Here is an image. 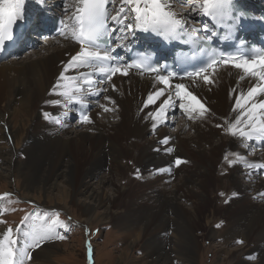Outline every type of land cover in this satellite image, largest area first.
<instances>
[{
	"label": "bare ground",
	"instance_id": "bare-ground-1",
	"mask_svg": "<svg viewBox=\"0 0 264 264\" xmlns=\"http://www.w3.org/2000/svg\"><path fill=\"white\" fill-rule=\"evenodd\" d=\"M61 1L51 0L49 7L43 5L41 8V5L29 4L28 7L34 9L33 16L18 21L19 25L27 26L28 31L13 29L15 48L12 54L29 45L23 39L26 32L32 41L35 37L31 32L49 36L50 40L43 44L45 48L18 63L16 60L9 64L0 62V183L3 189L9 193L13 189L18 191L10 181L14 178L21 182L20 189L26 194L20 190L18 195L22 199H34L46 209L51 204L67 207L68 213L82 216L80 220L87 228L93 222L106 224L108 219L117 223L122 232L132 233L134 230L120 219H134L138 235L145 237L151 251L161 253L160 257L154 258V263L148 264H171L180 258L181 263L195 264L196 255L203 249L200 236L196 235L199 228H206L202 237L207 235L212 240L220 236L227 241L236 235L248 238L244 254L261 249L264 244V167L250 169L242 163L230 167L225 160L223 168H219L225 153L239 154V145L245 143L256 148L264 145V141L246 142L231 136L226 132L225 124L226 119L233 121L238 115L233 108L240 93L246 94L258 81L251 77L240 80L243 72L230 65L208 70L204 75L210 82H205L203 76L171 80L173 85L185 84L186 90L208 109L202 118L191 119L194 122L192 133L185 137L171 136L172 133L166 131L167 118L153 130L157 122L148 114L157 111L160 101L172 91L165 89V96L160 101L144 107L149 94L165 88L155 76H143L133 71L127 76L117 74L109 83L100 85L107 91L86 97V109L71 104L64 107L63 98L52 95L51 90L80 46L60 35L51 37V19H61L60 13H65L64 20H67L74 11L71 7L75 0H63L69 5L70 13L60 7ZM171 3L181 17L182 13L177 11L172 0ZM191 11L183 14L195 20L185 19V22L201 28L205 23L203 16ZM35 15L39 16V25L30 21ZM110 22L117 29L114 36H121V25ZM130 37L135 34H127V39L122 42L126 44ZM74 75H77L76 71L65 73L68 77ZM258 99L264 100V97ZM56 100H61V105L51 103ZM101 105L110 111L105 112ZM81 111L87 112L93 121L91 124L80 123ZM46 113L53 120L58 117L61 123L46 119ZM218 124L223 127H217ZM165 138H169L168 143L162 144ZM169 148L171 152L167 151ZM20 154L25 156L24 160L18 159ZM177 158L185 162L176 166ZM228 159L234 160L236 156L229 155ZM247 161L264 164V154ZM130 164L134 165V170ZM105 168H108V177L96 182V187L93 183L91 186L95 172ZM8 169L10 173H7ZM129 171L133 173V182L115 186L113 177L119 183L121 174L125 176ZM258 173L263 178H254L249 183V178ZM58 180L67 187L58 186ZM105 185L114 186L112 196L104 191ZM128 185L130 190L123 209L114 208V203L123 201ZM81 197L83 199L79 200ZM206 208H211V211L207 210V216L203 214ZM217 213L224 217L219 233L208 224ZM135 244L136 238L131 245ZM59 248L55 244L39 247L34 250L32 264L55 263ZM233 251L226 252L227 258H232ZM220 252H224L223 249ZM239 264L247 262L242 260ZM259 264H263V260Z\"/></svg>",
	"mask_w": 264,
	"mask_h": 264
},
{
	"label": "snow or ice",
	"instance_id": "snow-or-ice-1",
	"mask_svg": "<svg viewBox=\"0 0 264 264\" xmlns=\"http://www.w3.org/2000/svg\"><path fill=\"white\" fill-rule=\"evenodd\" d=\"M45 2L46 0H0V52L4 51L7 42L14 41L13 29L17 22L33 16L34 9L28 5L43 6ZM115 2L116 0H76L72 5L74 8L72 14L67 20L61 19L59 22L58 34L80 46L77 54L65 65L51 90L52 95L63 98L64 107L71 104L86 109L87 96H98L101 92L107 91L100 85L109 83L117 74L127 76L130 70L135 69L141 75L156 73L155 79L165 86L149 94L144 107L160 101V98L165 96V89L172 90L160 101L157 111L148 114L157 122L153 125V130L158 124L165 122L167 111L176 107H179L188 119H195L197 116L202 118L208 109L193 93L186 90L185 84L171 83V80L175 79L173 73L160 74V69L153 66L151 58L145 55L138 56L132 62L124 61L119 55H112L117 48L128 47L122 42L127 39V34L134 35L137 31L152 32L165 40L180 39L195 46V52L190 59L199 60V64H193L192 67L196 70L187 72L186 77L180 76L181 80L203 76L205 82H210L204 75L209 69L215 71L220 65H230L243 72L239 77L240 80L251 77L258 81L247 90L246 94L240 93L233 108L238 115L233 121L226 119L225 124H227L226 132L233 137H239L242 141H264V100L258 99L264 97V49L249 48L245 51L243 42L235 52H218L211 47L212 37L217 35L215 31L217 26L226 27L228 34L225 35V39H232V29L242 22L244 14L242 12L237 14L235 0H188L194 12L211 21V25L204 23L201 28H194L191 31L186 29L185 20L173 9L171 0H120L121 6L113 15L109 12V5L114 6ZM68 7L66 2V13ZM109 20L121 25L119 31L123 35L113 37L112 33L117 29L109 27ZM129 20L132 22L125 23ZM113 40L117 42L112 43ZM81 69L85 71H80ZM70 70L76 71L77 75L65 76ZM97 77L101 78L97 79ZM112 87L115 88L114 85ZM105 99L110 100L108 97ZM51 103L59 106L62 101L56 100ZM101 107L105 112L110 111L103 105ZM45 118L57 124L61 123L58 117L53 120L47 113ZM92 122L87 112L82 111L80 123ZM217 127L223 125L218 124ZM168 139L165 138L161 143L167 144ZM167 151L171 152L172 149L169 148ZM229 155H235L236 159L229 160ZM224 159L230 167L236 163H242L250 169L264 167V164L248 162L237 153L226 154ZM184 162L177 158L175 164L179 166ZM11 195V193L0 195V201L9 200ZM0 223L6 221L0 220ZM60 228L67 230L68 225L60 219L59 212L36 210L26 214L15 228L9 226L0 233V264H28L32 259V252L43 243L52 239H65L57 231ZM236 242L243 243L242 240ZM249 258L255 259L254 256ZM89 264H91L90 245Z\"/></svg>",
	"mask_w": 264,
	"mask_h": 264
},
{
	"label": "rangeland",
	"instance_id": "rangeland-1",
	"mask_svg": "<svg viewBox=\"0 0 264 264\" xmlns=\"http://www.w3.org/2000/svg\"><path fill=\"white\" fill-rule=\"evenodd\" d=\"M49 1L46 0L44 6L49 7ZM57 1V0H55ZM71 1V0H70ZM76 1V0H75ZM174 6L177 8V11L181 14L182 19H187V21L191 22L194 19L186 18V15L183 13H187L189 10H192V5L188 3V0H172ZM65 2L62 0L60 3V7L65 8ZM120 6V0H116L115 5L113 6L111 4V10L110 13H114L117 11L118 6ZM43 6H40V8ZM70 8L67 9V13H70ZM73 7H71V10ZM194 11H191L192 13ZM196 13V12H194ZM60 16L62 19H64L65 13H60ZM33 24L36 23V25L40 24L39 16L35 15L30 20ZM43 22V19L41 20ZM28 32H26L23 39L25 40V44H29L26 46V48H23L19 51V53L11 54L7 58H5L3 61L7 62L9 64L10 62H14L15 60L18 62H21V60L25 59L27 56H30L33 54V52L39 51L43 47V44L47 42V40H50L49 36L47 35H41L37 32H31L33 35L34 40L30 37H27ZM121 35H123L121 33ZM52 37V36H51ZM55 38V37H54ZM33 44V45H32ZM38 44V45H37ZM42 44V45H41ZM1 61V63L3 62ZM15 61V62H16ZM221 66L220 68H222ZM212 74V73H211ZM179 101H177V104ZM75 121V120H74ZM73 121V122H74ZM167 121L168 124L165 126L166 131L169 133H172L171 136H181L185 137L186 135H190L192 133V127L194 126V122L191 119H188L187 115L182 113L179 109V107L174 108L173 110L169 111L167 114ZM72 125V123H71ZM71 127V126H70ZM178 130L176 131V129ZM170 135V134H169ZM245 143L239 145L240 148L239 154L243 156L246 160H251L257 156H260L261 154H264V145L263 147L256 148L250 147V146H244ZM225 153L221 159H220V165L219 168H223L225 164ZM23 154H20L18 156V159L24 160L25 156L23 158ZM219 158V157H218ZM129 163V162H128ZM131 169L134 170V165L130 164ZM11 168V164H10ZM12 169V168H11ZM108 168H105V170L95 172V178L90 182L91 186L93 183V186L96 182H99L103 177L105 179L108 177ZM10 173V170L8 169V172ZM98 176V178H97ZM122 176L121 181H116V177H113V182L115 186H120L124 184H129L133 182V173L129 171L127 175ZM254 178H259L261 180L263 177L260 173L256 174L255 176L249 178V183H252ZM248 180V179H247ZM11 183L13 187H16L18 191L13 189L10 191L12 194L9 200L0 201V220L6 221V223H0V233H2L4 230H6L9 226L15 228L17 225L20 224L21 219L28 213H32L36 210H44V211H56L60 213V219L64 221L68 228L65 230L64 228H60L57 231L60 235H63L65 239H52L49 240L41 245V247L45 245L55 244L59 245L60 252L58 257L55 258V263L51 262V264H89V245L91 247V264H144V262L148 263H154V258L160 257L161 253L152 250L150 246L146 244L145 237L143 235H138V228L134 225V219L128 217V219H120L121 223L129 225L130 229H133L134 232H122L117 223L110 222L108 219V223H100L99 222H93L90 226V228H87L83 225V221L80 219L82 216L75 217L72 212H67L69 208L63 206H45L40 207L42 203H39L31 198L28 199H22L18 193L20 192V181H15L14 178H11ZM9 181V182H10ZM59 181V183H58ZM57 185L67 187L66 184H62V180H58ZM61 183V184H60ZM96 187V186H94ZM112 188L114 189V186H104V191L109 196L113 194ZM7 189H3V184L0 183V195L4 193H9L6 191ZM130 190L129 185L127 186V191L124 194V199L122 202L117 201L114 203L116 205L114 208H120L123 209V204L125 201H127L128 191ZM23 192V190H21ZM112 191V192H111ZM112 193V194H111ZM23 194L26 196V194L23 192ZM79 200H82L83 198H78ZM183 203V200H182ZM101 208L99 209V211ZM207 210L211 211V208L204 209L203 214L207 216L209 212ZM76 212V211H75ZM101 212V211H100ZM78 213V212H77ZM212 223H208L209 226L215 228L216 233H219L221 228L220 226L217 227V225H220V222L224 221V217L220 215L219 213L214 214ZM211 221V219H209ZM216 224V225H215ZM220 228V229H219ZM200 230L197 232L196 235L200 236L199 239L201 241V246L203 249L198 252L195 258V264H239L242 260L247 262V264H259L263 260L264 264V244H262L261 249H253L251 251H248L244 254V249L248 248V238H245L244 236H235L227 241L223 238H220V236L214 240L211 238H207L208 236L205 235L202 237V233H206V228H199ZM132 234V235H131ZM124 235V236H123ZM170 236V235H168ZM134 238L137 239V244L131 245ZM242 240L243 243H237L236 241ZM177 239L174 244H176ZM115 244V245H114ZM94 245V246H93ZM130 246V247H129ZM174 249L175 246L173 245ZM39 249V248H37ZM35 249V250H37ZM220 249H223L224 252H220ZM231 250L233 251L230 256L232 258H227V253ZM240 252H242L240 254ZM34 251L32 252L33 255ZM240 254V255H239ZM52 255V256H55ZM254 256L255 259H250L249 257ZM201 257L203 259H201ZM175 258V255H174ZM141 260L143 263H141ZM258 260V262H256ZM182 259L180 260H173L171 264H187L181 263ZM33 260L31 259L28 261V264H32Z\"/></svg>",
	"mask_w": 264,
	"mask_h": 264
}]
</instances>
